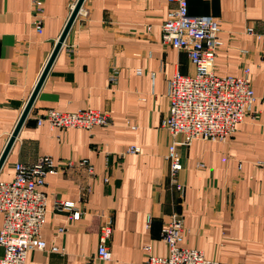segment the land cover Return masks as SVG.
Instances as JSON below:
<instances>
[{
  "label": "crops",
  "instance_id": "obj_1",
  "mask_svg": "<svg viewBox=\"0 0 264 264\" xmlns=\"http://www.w3.org/2000/svg\"><path fill=\"white\" fill-rule=\"evenodd\" d=\"M41 1L37 13L33 0H0V155L77 0ZM187 2L190 13L220 21L214 71L239 75L249 67L250 112L225 141L196 138L177 146L182 190H175L166 159L172 136L161 121L169 108L168 78L193 73L195 65L185 49L161 39L173 2L83 0L0 167V179L7 180L16 161L47 154L57 165L45 176L40 232L58 249H31L28 264H145V244L166 254L160 231L173 210L183 217L179 245L202 249L219 264H264V165L258 164L264 162V0ZM84 107L107 110L110 123H35L47 108ZM132 144L141 151L120 155ZM60 200L73 202L80 216L69 218ZM108 216L111 257L101 259L98 230Z\"/></svg>",
  "mask_w": 264,
  "mask_h": 264
},
{
  "label": "built area",
  "instance_id": "obj_2",
  "mask_svg": "<svg viewBox=\"0 0 264 264\" xmlns=\"http://www.w3.org/2000/svg\"><path fill=\"white\" fill-rule=\"evenodd\" d=\"M173 5L161 24V39L164 43L187 51L195 65L193 73L174 72L168 78L167 97L169 108L161 125L172 136L166 159L169 164L171 186L178 191L182 185L176 180L177 172L182 167L177 146L189 144L193 139L201 138L225 141L231 135L236 124L250 112L255 99L249 74V67H244L242 74H217L214 60L217 50L223 43L220 37V21L211 14H192L188 11L187 0H169ZM36 12L41 9V0H33ZM33 23L38 32L42 30L40 17ZM247 32L261 37V33L247 26ZM257 116L256 112H253ZM35 123H47L50 127H82L110 123L107 110L92 107L79 108L75 111H63L47 108L35 117ZM181 135V139L177 136ZM138 145H129L120 155L139 153ZM79 164L87 171L93 167L87 158H81ZM264 165L263 161H259ZM72 165V162H67ZM57 165L51 156L45 154L32 162L16 161L13 176L0 179V264H28L27 252L31 249L55 251L56 244L47 246L41 236V227L45 220L46 192L45 176L54 172ZM107 180V178H104ZM60 209L69 210V218H78L80 210L68 200L57 202ZM150 214H147L149 225ZM183 228V217L177 210L170 212L169 219L161 227V240L167 245L166 254H155L150 244H145L147 252L145 264H219L214 258L207 257L202 249L178 244ZM113 231L111 216H108L98 230L97 256L109 259L111 250L108 240Z\"/></svg>",
  "mask_w": 264,
  "mask_h": 264
},
{
  "label": "water",
  "instance_id": "obj_3",
  "mask_svg": "<svg viewBox=\"0 0 264 264\" xmlns=\"http://www.w3.org/2000/svg\"><path fill=\"white\" fill-rule=\"evenodd\" d=\"M82 3H83V0H77L75 2L74 6H73V8H72V10L70 12V15H69V17H68V19H67V21L65 23V26L62 29V32L60 33V35H59V37H58V39H57V41H56V43H55V45L53 47L48 59H47V62L45 64L44 68L42 69V71L40 73V76H39V78H38V80H37L32 92H31V94H30V96H29V98H28V100H27V102H26V104H25V106H24V108H23V110H22V112H21V114H20V116H19V118H18V120H17V122H16V124H15V126H14V128H13V130H12L10 136H9V138H8V140H7V142H6V145H5L1 155H0V167L2 166V164L4 162V160L6 158V155H7L8 151H9V149H10V147H11V145H12V143H13V141H14V139H15V137H16L19 129H20V127H21V125L23 124L25 118L28 115V112H29L30 107H31V105H32V103L34 101V98H35V96H36V94L38 92V89L40 88V86H41V84H42V82H43V80H44V78H45V76H46V74H47V72H48V70L50 68V65L52 64V61L54 60V57L56 56L58 50L61 47V44H62V42H63V40L65 38V35H66L69 27L71 26V24H72L74 18L76 17L77 13L80 11Z\"/></svg>",
  "mask_w": 264,
  "mask_h": 264
}]
</instances>
